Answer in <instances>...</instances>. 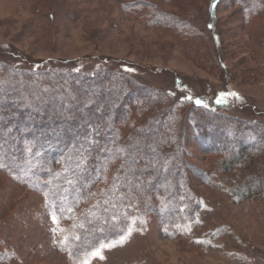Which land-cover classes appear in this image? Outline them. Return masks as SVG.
<instances>
[{"label":"rangeland","instance_id":"1","mask_svg":"<svg viewBox=\"0 0 264 264\" xmlns=\"http://www.w3.org/2000/svg\"><path fill=\"white\" fill-rule=\"evenodd\" d=\"M208 2L0 0V48L16 53L21 68H41L50 61L96 67L101 63L98 60L135 66L145 73L144 87L173 97L172 107L181 116L177 119L175 115L172 122L187 127V137L188 119L221 126L234 120L260 128L262 138L241 135L240 142L250 150L247 157L254 155L263 167L262 173L254 170L252 178L264 182V15L259 18L254 10L245 14L236 0H221L213 29L218 35L213 38L206 29ZM162 12L178 15L197 32L192 33L189 25L181 32L157 27ZM2 73L6 77L7 73ZM200 96L204 107L193 106ZM105 114L109 118L113 113L108 109ZM124 130L128 132V128ZM228 132L223 142L232 146L231 153L239 151V140L234 142L233 132ZM100 134L109 137L104 131ZM206 141L183 144L179 167L168 158L161 160L163 176L157 171L143 173L136 185L143 191L140 207L136 201L121 198L133 191L125 182H131L129 178L115 180L111 176L96 183L99 170L94 165L91 175L87 173L96 178L89 183L96 190L92 205L99 192L100 196L109 194L107 201L113 210L119 203L123 205L112 214L116 229H107L106 223L97 228L96 220L89 221L87 227L91 223L97 234L112 230L118 235L97 245L93 242L96 236H89L88 229L66 217L65 211L60 216L51 211L53 204L45 192L25 187L18 175L0 169V264H264V199L236 200L231 196L228 176L218 171V156L209 152L211 143ZM88 145L92 147L91 143L78 147ZM138 151L137 157L125 154L123 160L142 169L147 163L144 150ZM49 154L56 171L67 165L68 157L62 155L61 148ZM151 161L157 166L160 163ZM18 169L24 172V167ZM178 173L184 176L183 185ZM29 175L26 172L25 178ZM174 187L181 191L179 203L166 204L177 209L171 214L158 199ZM71 190L74 198L82 197L74 187L68 188ZM187 190L190 196L185 194ZM153 191L159 194L155 203L161 209L157 213L144 206L145 194L151 192L152 196ZM87 203L85 200L80 207H89ZM181 204L193 209L184 218L180 216ZM97 249L99 255H93Z\"/></svg>","mask_w":264,"mask_h":264},{"label":"trees","instance_id":"2","mask_svg":"<svg viewBox=\"0 0 264 264\" xmlns=\"http://www.w3.org/2000/svg\"><path fill=\"white\" fill-rule=\"evenodd\" d=\"M220 1L208 2L209 17L206 20V29L213 38L215 34L218 35L213 29L216 7ZM236 2L245 14H252L254 10L255 16L264 15V0ZM177 16L174 13L162 12L155 24L173 32H181L189 25L192 33L197 32L196 28L184 24ZM190 29L187 32L190 33ZM18 58L16 53L0 48V169L18 175V181L25 187L45 192L47 200L53 204L50 209L56 216H60L63 210L66 217L74 218L75 223H80L88 229L86 233L89 236L99 235L94 237L95 239L92 238L95 245L114 239L118 235L112 230L97 234L93 230L95 228L90 226L91 223L89 228L87 227L89 221L96 220L97 228H103L106 223L107 229H116V225L111 222L112 214L119 212L123 205L119 203L113 210L108 205L107 192L103 193V196H100L99 192V197L92 205L91 198L96 190L89 183L94 177L87 176V173L91 175L94 165L99 170L96 173L99 177L94 178L96 183L110 179L111 176L115 180L125 176L129 178L131 182L124 181L129 187H133V191L122 195L121 198L126 202L136 201L137 207H140L143 191L136 188V185L138 180L142 179V174L145 176L157 171L163 176L161 160L168 158L179 167L183 162V144L190 141L201 144L207 140L211 143L209 152L218 156V171L228 176L226 186L231 196L236 200L264 199V182L252 178L251 175L256 169L262 173L263 167L254 159V155L247 157L250 150L240 142L245 136L259 138L260 128H250L234 120L228 123L230 125L221 126L214 125L211 121L188 119L191 123L188 126V138L187 127L174 125L172 122L175 115L177 119L181 116L180 112H175L172 107L173 101L170 100H173V97L163 90L153 91L154 89L144 87L145 73L135 66L98 60L101 63L96 67L91 65L84 68V65L80 66L78 63L50 61L41 68L32 65L21 68L22 62L19 63ZM3 71L7 73L6 77L3 76ZM183 87H186L185 83ZM35 94L37 96L34 97ZM200 98L201 96L193 100V106L204 107V101ZM196 100L202 103L197 104ZM108 109L113 113L109 118L105 114ZM125 128H128V132H124ZM229 130L234 134V142L239 140L237 152L231 153L232 146L222 140ZM102 131L109 133V137L100 134ZM161 140H164V143ZM15 143L17 145L14 147ZM82 143H91L93 148L89 145L79 148ZM96 143L100 145L96 146ZM58 147L68 159L67 165L62 169L57 167L56 171L49 153ZM138 150H144L147 163L142 169L123 160L125 154L128 157H137ZM150 158L160 161L159 165L149 162ZM238 164L241 166L238 167ZM21 167H24V172L18 169ZM26 172L30 175L25 178ZM178 175L180 184L183 185L184 176L179 173ZM86 185L88 188L81 191L80 188ZM72 187L77 189L82 197L74 198L72 190L68 191V188ZM179 191L181 190L175 187L165 190L166 193L162 195L164 197H159L158 201L162 200V205L170 201L179 203ZM150 193L144 196L147 200L144 206L157 213L161 209V206L155 203L159 194L153 191L151 196ZM188 193L187 190L185 194ZM62 196H66L68 201L60 202ZM85 200L88 202L87 206L90 204L89 207H80ZM188 201L189 199L186 205ZM183 204L180 205L179 211L180 216L184 218L190 215L193 209L187 206L183 208ZM176 210L167 206V212L171 214ZM97 217L102 219L97 220Z\"/></svg>","mask_w":264,"mask_h":264},{"label":"snow or ice","instance_id":"3","mask_svg":"<svg viewBox=\"0 0 264 264\" xmlns=\"http://www.w3.org/2000/svg\"><path fill=\"white\" fill-rule=\"evenodd\" d=\"M210 27H211V25H209ZM234 95V94H233ZM221 101H217V103H220ZM196 103L197 104H201L202 103V101H200V100H196ZM104 246H106V245H104ZM103 247V246H102ZM93 255H99V249H97L94 253H92ZM101 258H103V257H101ZM85 264H87V262L85 261Z\"/></svg>","mask_w":264,"mask_h":264}]
</instances>
